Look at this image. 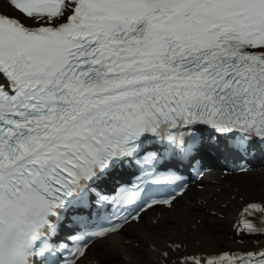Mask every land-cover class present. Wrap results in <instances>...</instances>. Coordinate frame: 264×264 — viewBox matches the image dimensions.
Returning <instances> with one entry per match:
<instances>
[{"label":"snow or ice","instance_id":"snow-or-ice-1","mask_svg":"<svg viewBox=\"0 0 264 264\" xmlns=\"http://www.w3.org/2000/svg\"><path fill=\"white\" fill-rule=\"evenodd\" d=\"M205 130L239 154L264 144V0H4L0 264H81L145 211L172 209L189 185L160 168H195ZM125 162L140 170L136 182L100 192ZM105 205L115 212L93 229L84 213ZM242 215L238 234L264 235V202ZM66 221L71 246L56 242ZM172 264H264V249Z\"/></svg>","mask_w":264,"mask_h":264},{"label":"bare ground","instance_id":"bare-ground-1","mask_svg":"<svg viewBox=\"0 0 264 264\" xmlns=\"http://www.w3.org/2000/svg\"><path fill=\"white\" fill-rule=\"evenodd\" d=\"M3 3L0 0V6ZM223 181L212 180L220 183L212 185L211 182L206 189L195 192L173 210L155 215L149 212L147 216L153 217L152 220L125 225V234L94 242L84 260L89 264H102L104 258L111 257L109 264H172L189 252L209 254L229 248L238 251L241 248L264 249V244L260 243L239 245L231 229L240 206L246 199H252L250 193L260 192L253 197L264 202V176ZM173 242L182 243V248L179 251L170 248ZM89 251H92L91 255H88ZM164 251L170 253L167 262L162 255Z\"/></svg>","mask_w":264,"mask_h":264},{"label":"rangeland","instance_id":"rangeland-1","mask_svg":"<svg viewBox=\"0 0 264 264\" xmlns=\"http://www.w3.org/2000/svg\"><path fill=\"white\" fill-rule=\"evenodd\" d=\"M256 194H260V192H254V193L250 194V196L251 195H256Z\"/></svg>","mask_w":264,"mask_h":264}]
</instances>
